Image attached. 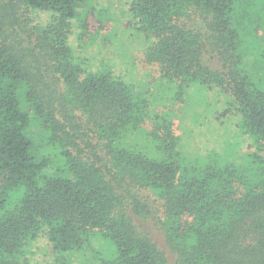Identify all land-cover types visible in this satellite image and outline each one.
<instances>
[{
  "label": "trees",
  "instance_id": "1",
  "mask_svg": "<svg viewBox=\"0 0 264 264\" xmlns=\"http://www.w3.org/2000/svg\"><path fill=\"white\" fill-rule=\"evenodd\" d=\"M91 1L0 0V264H264V0H126L157 80L219 87L239 114L248 151L195 158L181 96L151 104L74 56Z\"/></svg>",
  "mask_w": 264,
  "mask_h": 264
},
{
  "label": "rangeland",
  "instance_id": "2",
  "mask_svg": "<svg viewBox=\"0 0 264 264\" xmlns=\"http://www.w3.org/2000/svg\"><path fill=\"white\" fill-rule=\"evenodd\" d=\"M127 8L126 0H94L82 7L80 17L72 22L68 39L74 56L88 67L115 66L126 82L147 91L151 104L167 100L165 104L169 106L174 96H181L182 102L173 106L178 117L173 118L172 128L190 151L189 157L208 153L209 149L221 150L226 142L233 141L241 144V152L248 151L244 137L236 134L239 114L231 109V99L219 87L208 90L193 82L180 95L177 82L157 80V67L142 60L149 41L136 29ZM47 18L43 13L37 15L41 22ZM81 20H85L83 25ZM191 25L201 26L200 19L195 17ZM203 59L209 67L221 68L213 53H204ZM190 131L192 134L187 137L186 132Z\"/></svg>",
  "mask_w": 264,
  "mask_h": 264
}]
</instances>
